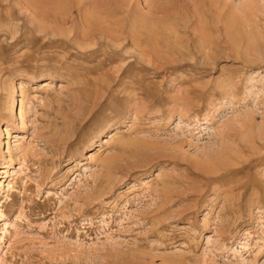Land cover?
I'll list each match as a JSON object with an SVG mask.
<instances>
[{
    "label": "rangeland",
    "instance_id": "374dc122",
    "mask_svg": "<svg viewBox=\"0 0 264 264\" xmlns=\"http://www.w3.org/2000/svg\"><path fill=\"white\" fill-rule=\"evenodd\" d=\"M0 264H264V0H0Z\"/></svg>",
    "mask_w": 264,
    "mask_h": 264
}]
</instances>
